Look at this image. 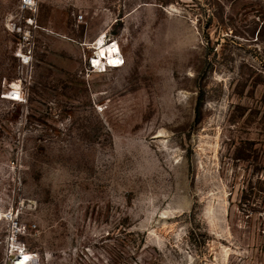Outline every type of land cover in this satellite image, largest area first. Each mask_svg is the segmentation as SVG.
<instances>
[{
	"label": "rangeland",
	"instance_id": "1",
	"mask_svg": "<svg viewBox=\"0 0 264 264\" xmlns=\"http://www.w3.org/2000/svg\"><path fill=\"white\" fill-rule=\"evenodd\" d=\"M260 189L264 0H0V264H264Z\"/></svg>",
	"mask_w": 264,
	"mask_h": 264
},
{
	"label": "built area",
	"instance_id": "2",
	"mask_svg": "<svg viewBox=\"0 0 264 264\" xmlns=\"http://www.w3.org/2000/svg\"><path fill=\"white\" fill-rule=\"evenodd\" d=\"M20 3V9L22 11H27V12H32L34 13L35 10L38 8V0H19ZM36 19H34L33 16H29L27 18H25V21L27 24L29 25H33L34 23H36L35 21ZM105 41L111 43V45H113L114 43H117V48L118 45H120L118 43V41L112 40V41H107L106 37H105ZM119 49V48H118ZM98 52L96 51V54L91 57L90 59V65L92 68H94L95 70H100V71H105L108 68H115L117 67V65H123L124 64V58H120V56H122L120 53V50L115 51V58L113 59V62H106L104 61L103 64L101 65L102 67H100L99 64H96V60H97V54ZM21 54H23L22 56H20ZM24 55L26 56V58L24 57ZM18 56L22 59V62L24 63V61L26 60V63L30 62V54H24V53H20L18 54ZM9 95H10V101L13 102H23L24 100V92L22 90V87H20L18 89V91L16 90V88L11 85L10 90H9ZM15 241V246L13 245V239H10V246L8 247V264H32L31 260L33 258H35L36 254L33 252H30L26 245L24 243L18 242L17 240ZM14 247L13 250H11ZM28 254V255H27ZM34 255V256H33Z\"/></svg>",
	"mask_w": 264,
	"mask_h": 264
},
{
	"label": "bare ground",
	"instance_id": "3",
	"mask_svg": "<svg viewBox=\"0 0 264 264\" xmlns=\"http://www.w3.org/2000/svg\"><path fill=\"white\" fill-rule=\"evenodd\" d=\"M106 37V34L102 35L101 38H99L93 45H91V47L94 46V48L97 50V54H98V58L96 60V64H99L100 67H102L101 65L103 64L104 61H108L110 63L113 62V59L115 58V54L114 52L115 51H118L120 50V54L122 56H120V58H124L123 57V54H122V51H121V47L120 45H118V48H117V43H114L113 45H111V43H107L104 39ZM102 51H105L104 53L100 54ZM26 57V56H24ZM125 61V59H124ZM124 65V64H123ZM123 65H117V67L115 68H118V67H121ZM10 98V97H9ZM2 217V214L0 213V218ZM28 255V254H27ZM34 256V255H33ZM34 259V258H33ZM32 259V260H33Z\"/></svg>",
	"mask_w": 264,
	"mask_h": 264
},
{
	"label": "trees",
	"instance_id": "4",
	"mask_svg": "<svg viewBox=\"0 0 264 264\" xmlns=\"http://www.w3.org/2000/svg\"><path fill=\"white\" fill-rule=\"evenodd\" d=\"M260 191H263V189H260ZM264 192V191H263ZM258 204V203H257Z\"/></svg>",
	"mask_w": 264,
	"mask_h": 264
}]
</instances>
